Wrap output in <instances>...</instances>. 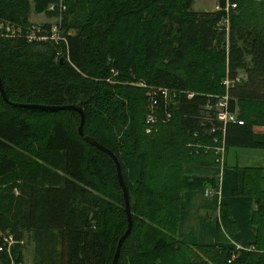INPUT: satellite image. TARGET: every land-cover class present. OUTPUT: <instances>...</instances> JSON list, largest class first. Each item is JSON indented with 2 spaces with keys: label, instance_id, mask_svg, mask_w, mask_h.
<instances>
[{
  "label": "trees",
  "instance_id": "trees-1",
  "mask_svg": "<svg viewBox=\"0 0 264 264\" xmlns=\"http://www.w3.org/2000/svg\"><path fill=\"white\" fill-rule=\"evenodd\" d=\"M193 2L63 0L59 14L47 10L57 0H0V232L34 235L37 264H111L127 228L113 160L80 137L77 112L45 109L62 106L79 107L83 134L119 163L131 231L117 264H264L261 168H243L232 192L255 200L252 246L177 239L181 193L215 185L184 178L182 168L219 167L222 138L225 151L264 150V0H217L212 12L193 11ZM31 11L60 18L64 41L50 39L48 24L37 31ZM31 32L47 39L28 41ZM147 94L160 118L152 125ZM223 97L237 117L224 137L207 109ZM234 230L221 205L218 241Z\"/></svg>",
  "mask_w": 264,
  "mask_h": 264
},
{
  "label": "crops",
  "instance_id": "crops-1",
  "mask_svg": "<svg viewBox=\"0 0 264 264\" xmlns=\"http://www.w3.org/2000/svg\"><path fill=\"white\" fill-rule=\"evenodd\" d=\"M195 2V0H194ZM193 2V5H194ZM217 0L211 11L217 10ZM29 15V22L32 21ZM259 149L228 148L219 167L184 166V178L213 180L214 187L206 183L195 191L181 193V207L186 215L179 224L177 239L189 246H225L240 249L252 246L256 235L251 226V218L257 210L255 200L249 196L232 195L241 190L242 169H263L261 189L264 190V154ZM225 205L235 225L233 237L227 242L217 239L219 207Z\"/></svg>",
  "mask_w": 264,
  "mask_h": 264
},
{
  "label": "built area",
  "instance_id": "built-area-1",
  "mask_svg": "<svg viewBox=\"0 0 264 264\" xmlns=\"http://www.w3.org/2000/svg\"><path fill=\"white\" fill-rule=\"evenodd\" d=\"M231 8H235V5H231ZM65 6L63 4V0H57V3L50 4L48 6V11L49 12H58L59 14L63 11H65ZM218 10V8H217ZM228 10V6L226 8V12ZM60 16V15H59ZM225 25H228V19L225 20ZM37 30V29H36ZM39 31V29L37 30ZM6 33L10 34L11 36H15L16 34L19 33V31H15L14 29L10 27H6ZM28 41H33V40H38V41H45L47 38L46 37H37L34 32H31L27 36ZM51 40H54L55 42L57 41H64V37L59 34V31L55 30L54 33H51ZM226 87L229 86V82L226 79L223 83ZM162 96L166 99L168 97V92L165 90L160 91ZM149 97V106H148V113L146 115V122L149 124H156L160 118L157 115V109H156V102L151 99V94H147ZM151 96V97H150ZM190 98L192 95H188ZM151 99V100H150ZM207 109L214 110V115L216 118V121L221 124V127L219 128L222 137H224V131H225V126L228 123H235L237 122V117L236 114L229 113L227 111V97H223L221 99H218L216 104L214 106H208ZM162 120L168 121L170 119V114L162 115L161 117ZM241 124V122H238ZM214 130H212L213 132ZM211 132V133H212ZM216 143H218V140H214ZM190 147V145H189ZM196 147L201 148V146L196 145ZM208 150L209 148H206ZM218 156L216 162L221 165L224 159V154H225V148H224V139H221L220 145L218 147H215L213 149ZM14 194L16 196L19 195L17 190H14ZM22 242L17 240L12 234L10 233H2L0 234V264H22L20 261H18L14 255V250L17 246L21 245Z\"/></svg>",
  "mask_w": 264,
  "mask_h": 264
},
{
  "label": "rangeland",
  "instance_id": "rangeland-1",
  "mask_svg": "<svg viewBox=\"0 0 264 264\" xmlns=\"http://www.w3.org/2000/svg\"><path fill=\"white\" fill-rule=\"evenodd\" d=\"M216 0H195L194 5L192 6V10L195 12H201V11H211L215 5ZM32 16V22L31 24L38 28L43 25H50V32L54 33L55 30L58 31L59 25L61 23V19L57 17H48L45 14H34L31 11ZM72 31H70L71 33ZM262 154H264V151H262ZM264 159V157H263ZM9 233V232H5ZM2 234V232H0ZM18 240V239H17ZM22 242L21 245L17 246L20 247V254H21V263L22 264H37L40 260V256L37 252H39V247H37V244H35V236L30 235L27 232L23 233V239L19 240ZM16 247V248H17ZM56 251H58V246L55 247Z\"/></svg>",
  "mask_w": 264,
  "mask_h": 264
},
{
  "label": "water",
  "instance_id": "water-1",
  "mask_svg": "<svg viewBox=\"0 0 264 264\" xmlns=\"http://www.w3.org/2000/svg\"><path fill=\"white\" fill-rule=\"evenodd\" d=\"M0 92L3 95V89H2V85L0 82ZM48 109L50 111H58V110H68V111H74L77 112L80 116V125L78 127V134L80 135V137L87 142L88 144H90L91 146L97 148L98 150H100L101 152H103L104 154H106L107 156H109L116 167V172H117V180L119 183V186L122 190L123 193V198H124V203H125V212H126V216H127V228L126 231L124 232V234L119 238L117 246H116V250L112 259L111 264H117L119 255H120V249L122 244L124 243V241L126 240V238L128 237V235L130 234L131 231V216H130V210H129V204H128V197H127V190L125 188V185L123 183L121 174H120V169H119V163L116 159V157L106 148H104L103 146H101L100 144H98L97 142H95L92 138H89L87 136H85L82 132V125H83V111L76 106H62V107H56V108H45Z\"/></svg>",
  "mask_w": 264,
  "mask_h": 264
}]
</instances>
